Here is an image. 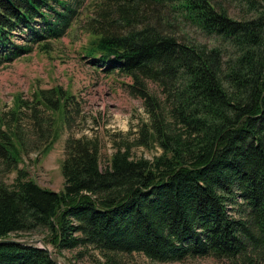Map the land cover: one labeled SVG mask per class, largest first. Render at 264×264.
<instances>
[{
	"label": "trees",
	"instance_id": "1",
	"mask_svg": "<svg viewBox=\"0 0 264 264\" xmlns=\"http://www.w3.org/2000/svg\"><path fill=\"white\" fill-rule=\"evenodd\" d=\"M228 1L241 18L221 0H0V65L49 53L82 20L80 57L128 77L146 116L110 136L103 168L98 137L69 134L54 191L19 164L50 150L55 118L69 125L79 103L60 85L14 95L0 113V173H14L0 180V239L37 234L56 258L90 247L97 264L132 253L264 264V0ZM0 264L55 263L36 245L0 243Z\"/></svg>",
	"mask_w": 264,
	"mask_h": 264
},
{
	"label": "rangeland",
	"instance_id": "2",
	"mask_svg": "<svg viewBox=\"0 0 264 264\" xmlns=\"http://www.w3.org/2000/svg\"><path fill=\"white\" fill-rule=\"evenodd\" d=\"M230 16L241 18L239 9L228 0H221ZM82 21V20H81ZM81 21L75 22L70 30L51 43L49 53L32 50L12 62L0 65V113H4L12 104V97L20 94L28 97L34 88H48L60 85L67 88L79 103L78 113L69 125L55 118L58 137L50 150L39 154L30 150L19 164L27 175L38 185L57 191L61 190L62 177L59 164L63 157V141L69 135L98 137L101 142L99 151L100 168L106 164L112 152L110 136L134 129L138 122L145 120L141 102L128 94L126 84L130 79L117 72H103L100 66H92L80 57L79 47L85 42L86 34L81 29ZM191 36L205 41L200 34L189 31ZM20 41V40H15ZM158 150L132 148L134 156L151 158ZM13 172L0 173V180L9 184ZM22 235V234H20ZM19 239H40L31 235ZM15 239V238H12ZM17 239V238H16ZM35 245V244H34ZM49 249L50 247L46 245ZM60 264H97L101 257L90 247L62 249L57 258ZM125 261V260H124ZM126 264H229L227 260L213 257L185 258L175 262H153L138 253H132Z\"/></svg>",
	"mask_w": 264,
	"mask_h": 264
},
{
	"label": "water",
	"instance_id": "3",
	"mask_svg": "<svg viewBox=\"0 0 264 264\" xmlns=\"http://www.w3.org/2000/svg\"><path fill=\"white\" fill-rule=\"evenodd\" d=\"M0 243H18V244H33V245L35 244L36 246L46 251L48 256L55 264H60L59 260L54 256V254L51 253V249H49L41 239L24 240V239L1 238Z\"/></svg>",
	"mask_w": 264,
	"mask_h": 264
}]
</instances>
